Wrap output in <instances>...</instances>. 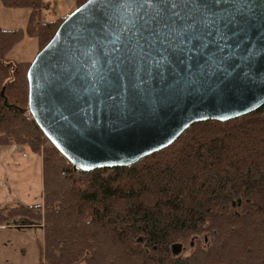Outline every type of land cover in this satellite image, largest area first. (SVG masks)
Listing matches in <instances>:
<instances>
[{"label":"water","instance_id":"95a60500","mask_svg":"<svg viewBox=\"0 0 264 264\" xmlns=\"http://www.w3.org/2000/svg\"><path fill=\"white\" fill-rule=\"evenodd\" d=\"M26 79L28 113L74 169L128 167L264 106V0H87Z\"/></svg>","mask_w":264,"mask_h":264},{"label":"trees","instance_id":"16d2710c","mask_svg":"<svg viewBox=\"0 0 264 264\" xmlns=\"http://www.w3.org/2000/svg\"><path fill=\"white\" fill-rule=\"evenodd\" d=\"M0 5L29 10L24 29L0 27V145L41 157L43 191L38 205L1 209L0 226L40 224L44 264H264V106L194 123L131 166L78 171L27 111L32 59L9 58L27 36L38 53L64 18L39 21L41 0Z\"/></svg>","mask_w":264,"mask_h":264},{"label":"crops","instance_id":"0c3cea01","mask_svg":"<svg viewBox=\"0 0 264 264\" xmlns=\"http://www.w3.org/2000/svg\"><path fill=\"white\" fill-rule=\"evenodd\" d=\"M41 1L39 17L42 22L59 21L76 8V0ZM16 11L22 13L23 10ZM15 56L9 58L15 62H27L12 58ZM42 193L41 157L26 145H0V210L11 204L38 205L42 201ZM4 227L9 225L0 226Z\"/></svg>","mask_w":264,"mask_h":264},{"label":"rangeland","instance_id":"374dc122","mask_svg":"<svg viewBox=\"0 0 264 264\" xmlns=\"http://www.w3.org/2000/svg\"><path fill=\"white\" fill-rule=\"evenodd\" d=\"M21 10H23L22 13L0 5V27L2 29H24L28 22L29 10ZM38 20L40 21V17ZM14 51V54L11 52L10 54L16 55L12 58L18 61L33 60L37 54L36 39L29 36L23 38ZM200 241L201 239H196V242ZM43 244L44 235L40 224H17L8 228H0V264H44L41 257ZM186 248L187 246H181L185 254L188 253Z\"/></svg>","mask_w":264,"mask_h":264},{"label":"flooded vegetation","instance_id":"af4514ba","mask_svg":"<svg viewBox=\"0 0 264 264\" xmlns=\"http://www.w3.org/2000/svg\"><path fill=\"white\" fill-rule=\"evenodd\" d=\"M182 251V250H181Z\"/></svg>","mask_w":264,"mask_h":264}]
</instances>
